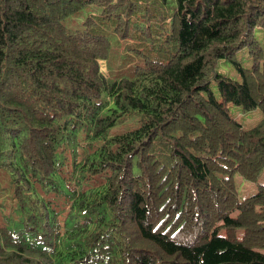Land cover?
Returning <instances> with one entry per match:
<instances>
[{
    "label": "trees",
    "instance_id": "obj_1",
    "mask_svg": "<svg viewBox=\"0 0 264 264\" xmlns=\"http://www.w3.org/2000/svg\"><path fill=\"white\" fill-rule=\"evenodd\" d=\"M263 168L264 0H0V264H264Z\"/></svg>",
    "mask_w": 264,
    "mask_h": 264
},
{
    "label": "rangeland",
    "instance_id": "obj_2",
    "mask_svg": "<svg viewBox=\"0 0 264 264\" xmlns=\"http://www.w3.org/2000/svg\"><path fill=\"white\" fill-rule=\"evenodd\" d=\"M242 59H244V62L247 63V56H243ZM217 69L233 75V71L230 68V65L223 60L218 61ZM228 107L231 115H233L238 121H240V123L244 127H248L253 124L260 116V112L257 107L250 110H242L240 106L230 102H228ZM233 179L236 187L237 197L242 198L243 196L248 195L255 190L258 183L257 181L264 180V168L261 170L255 181L247 180L238 173H234Z\"/></svg>",
    "mask_w": 264,
    "mask_h": 264
}]
</instances>
